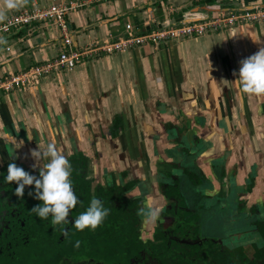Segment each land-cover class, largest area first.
<instances>
[{
  "label": "crops",
  "instance_id": "obj_1",
  "mask_svg": "<svg viewBox=\"0 0 264 264\" xmlns=\"http://www.w3.org/2000/svg\"><path fill=\"white\" fill-rule=\"evenodd\" d=\"M227 1L92 0L67 20L73 47L82 49L125 36L128 24L146 32L209 18L217 6H264V0ZM15 11H8L7 18ZM58 35L54 28L33 24L28 35L2 37L0 78L52 59L61 49ZM261 47L264 22L238 23L157 48L144 45L117 55L101 53L59 77L0 93V170L13 162L39 175L31 150L54 142L66 158L80 153L110 174H127L118 180L155 183L169 172L170 151L181 144L209 178L226 154L223 176L230 180L237 142L244 150L248 144L242 139L258 128L264 133V96L239 95L232 84L239 62Z\"/></svg>",
  "mask_w": 264,
  "mask_h": 264
},
{
  "label": "flooded vegetation",
  "instance_id": "obj_2",
  "mask_svg": "<svg viewBox=\"0 0 264 264\" xmlns=\"http://www.w3.org/2000/svg\"><path fill=\"white\" fill-rule=\"evenodd\" d=\"M256 130L242 139L247 149L237 142L230 180L223 176L226 154L209 178L181 144L155 183L118 180L123 173L99 169L82 154L86 162L71 165L79 203L63 226L67 235L51 217L30 211L41 203L34 185L18 198L1 169L0 264H264V133ZM92 198L109 214L95 230L77 231L73 223ZM160 205L159 218L148 223L141 213Z\"/></svg>",
  "mask_w": 264,
  "mask_h": 264
},
{
  "label": "built area",
  "instance_id": "obj_3",
  "mask_svg": "<svg viewBox=\"0 0 264 264\" xmlns=\"http://www.w3.org/2000/svg\"><path fill=\"white\" fill-rule=\"evenodd\" d=\"M95 1L108 3L111 0ZM91 3H93L92 0L67 3L58 0H31L27 5L11 14L0 25V38L18 34L28 35L31 26L39 24L42 27L54 28L58 31L61 49L56 56L43 64H37L20 73L9 74L0 78V93L25 90L47 77H59L62 72H70L82 65L86 59L95 58L101 53L117 55L144 45L157 48L163 43L203 37L238 23L264 22V8L225 13H220L221 11L218 9L215 17L208 20L190 22L180 26L161 25L146 32H141V30L128 24L125 26V36L110 38L102 42H92L82 49H75L67 16ZM9 50V47L6 48V51Z\"/></svg>",
  "mask_w": 264,
  "mask_h": 264
},
{
  "label": "clouds",
  "instance_id": "obj_4",
  "mask_svg": "<svg viewBox=\"0 0 264 264\" xmlns=\"http://www.w3.org/2000/svg\"><path fill=\"white\" fill-rule=\"evenodd\" d=\"M28 4V0H0V22L7 19L8 11L19 10ZM4 43L0 38V44ZM238 72H233L237 78L232 81L233 86L239 95L264 96V47H261L255 54L241 60ZM31 156L36 161L33 168L39 167V178L18 167L15 163H9L7 175L4 182H15L14 195L18 198L24 194L25 186L34 185L35 199L41 201L30 211L35 213L41 219L51 217V223L54 226H61L64 235L67 231L63 228L69 223L67 217L79 203L78 198L73 191V185L70 180L71 165L69 160L57 149L55 143H49L42 149L31 150ZM41 161H47L41 166ZM32 193H30L31 195ZM163 211V205L152 206L144 210L141 215L148 223H155ZM109 210L104 208L102 202L92 198L87 210L78 215L73 223L77 231H83L86 228L95 230L99 227ZM77 241L76 246H79Z\"/></svg>",
  "mask_w": 264,
  "mask_h": 264
},
{
  "label": "water",
  "instance_id": "obj_5",
  "mask_svg": "<svg viewBox=\"0 0 264 264\" xmlns=\"http://www.w3.org/2000/svg\"><path fill=\"white\" fill-rule=\"evenodd\" d=\"M233 1H235V0H228L227 1V4L228 3H230V2H233ZM219 9H220V13H225V12H230V11H239V10H253V9H255V8H264V6H254V7H249V8H243V9H231V8H228V9H223L222 7H220V6H217ZM216 11L217 10H212V16L211 17H209V18H202V19H191V20H189L188 22H186V23H190V22H196V21H203V20H208V19H211V18H214L215 17V13H216ZM186 23H182V24H186ZM163 25H165V26H167V25H171V24H163ZM174 26V25H173ZM71 34H72V32H71ZM72 38V37H71ZM58 41H60V39L58 38Z\"/></svg>",
  "mask_w": 264,
  "mask_h": 264
},
{
  "label": "trees",
  "instance_id": "obj_6",
  "mask_svg": "<svg viewBox=\"0 0 264 264\" xmlns=\"http://www.w3.org/2000/svg\"><path fill=\"white\" fill-rule=\"evenodd\" d=\"M210 1V0H209ZM80 157H78V156H72V158H69L68 160H69V163H70V165H73V164H84L86 161V157L85 156H82V154H78ZM10 163H13V162H10ZM7 167H8V165L6 166V167H4V168H2V176H3V181H4V178H5V176L7 175ZM71 181L72 182H74V181H76V180H79V178H74V174H73V171H72V169H71Z\"/></svg>",
  "mask_w": 264,
  "mask_h": 264
},
{
  "label": "rangeland",
  "instance_id": "obj_7",
  "mask_svg": "<svg viewBox=\"0 0 264 264\" xmlns=\"http://www.w3.org/2000/svg\"><path fill=\"white\" fill-rule=\"evenodd\" d=\"M202 15L206 16L207 14L206 13H202Z\"/></svg>",
  "mask_w": 264,
  "mask_h": 264
}]
</instances>
